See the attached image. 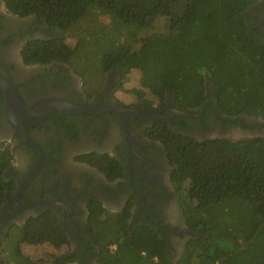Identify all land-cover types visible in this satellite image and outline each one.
I'll return each instance as SVG.
<instances>
[{"label":"trees","instance_id":"1","mask_svg":"<svg viewBox=\"0 0 264 264\" xmlns=\"http://www.w3.org/2000/svg\"><path fill=\"white\" fill-rule=\"evenodd\" d=\"M258 1L5 0L13 14L34 15L38 26H45L41 32L46 38L24 45L26 64L72 66L93 36L76 37L72 45L68 33L96 10L103 11L113 17L123 38L102 53V69L138 72L133 92L140 102L158 100L170 90L184 110L195 113L205 106L204 115L212 112L221 122L264 128V44L250 31L246 14ZM109 44L115 45L113 40ZM246 118L263 124L251 125ZM158 135L177 167L173 180L182 192L192 236L175 261L156 231L141 228L130 236L112 218L102 228L104 251L97 264H264V136L200 142L166 125ZM10 163V154L0 151V211L11 187L5 178ZM14 230L10 248L25 264L33 262L23 255V245L59 250L67 243L53 217L31 219ZM111 244L118 245L115 251L109 250ZM69 259L55 264H69Z\"/></svg>","mask_w":264,"mask_h":264},{"label":"flooded vegetation","instance_id":"2","mask_svg":"<svg viewBox=\"0 0 264 264\" xmlns=\"http://www.w3.org/2000/svg\"><path fill=\"white\" fill-rule=\"evenodd\" d=\"M246 14L250 31L264 44V0ZM44 29L36 16L19 17L0 0V76L17 87L25 106L60 98L88 107L111 105L122 113H58L30 128L26 142L9 119L0 91V151L8 152L11 159L5 170L11 187L0 211V254L13 229L31 219L53 217L67 239L58 250L63 251L61 258L73 257L69 264H97L104 251L102 228L115 218L130 236L141 228L156 231L178 260L192 232L184 218L182 192L173 180L177 167L169 160L158 130L166 125L174 133L203 142L237 141L236 131L260 135L264 128L221 122L212 112L205 116V106L195 113L184 110L170 90L149 103L137 96L123 102L116 96L125 87L127 70L121 67L111 68L98 85L87 89L83 76L69 64H26L24 45L46 38ZM142 112L155 114L149 117ZM246 122L263 124L258 118ZM117 246L111 244L109 250Z\"/></svg>","mask_w":264,"mask_h":264},{"label":"rangeland","instance_id":"3","mask_svg":"<svg viewBox=\"0 0 264 264\" xmlns=\"http://www.w3.org/2000/svg\"><path fill=\"white\" fill-rule=\"evenodd\" d=\"M89 18L90 20L85 23H80L74 31L68 33V42L72 45L77 42L76 37H87V39L90 40L91 35L93 36L92 41H87V45L81 46L79 54L72 62L74 70L83 76L84 83L87 84V89L98 85L105 77L106 72L103 71L101 62L103 58L102 53L106 50H110L112 46L121 44L123 38V32L119 27L112 25L114 20L112 16L103 11L96 10ZM111 40H113L115 45L109 44ZM123 81L125 87L116 93L117 98L123 102L135 101L134 97L136 95L133 92V88L139 86V73L136 71L127 72ZM235 135L236 137L234 138L237 141L254 136L242 133L241 131H236ZM260 135L264 136V132ZM15 234L16 230L13 229L10 233V237L3 241L0 264H25L24 260L15 257V254L10 248L12 247L10 243ZM22 252L23 255L31 259L33 264H55V262L63 256V251L55 250L48 244L40 246L23 245Z\"/></svg>","mask_w":264,"mask_h":264},{"label":"water","instance_id":"4","mask_svg":"<svg viewBox=\"0 0 264 264\" xmlns=\"http://www.w3.org/2000/svg\"><path fill=\"white\" fill-rule=\"evenodd\" d=\"M0 91L4 95L5 108L9 119L18 131V134L27 142L28 130L34 126H41L50 118L65 113L68 115H87L101 114L107 111H116L119 114L122 111L111 105H96L88 107L80 103L60 98H46L35 102L30 107L25 103L17 89L6 78L0 76ZM138 114V113H137ZM141 114L153 117L155 113L142 112ZM181 115L189 116L186 113Z\"/></svg>","mask_w":264,"mask_h":264}]
</instances>
